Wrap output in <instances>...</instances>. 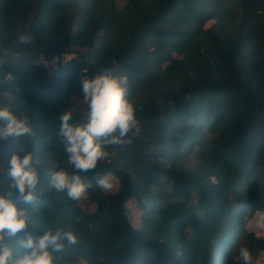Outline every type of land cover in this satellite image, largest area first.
Wrapping results in <instances>:
<instances>
[{
  "label": "trees",
  "instance_id": "trees-1",
  "mask_svg": "<svg viewBox=\"0 0 264 264\" xmlns=\"http://www.w3.org/2000/svg\"><path fill=\"white\" fill-rule=\"evenodd\" d=\"M0 0V106L32 129L0 140V193L7 161L31 153L41 179L29 229L77 236L58 264H235L254 262L264 236V0ZM21 35L34 43L21 45ZM72 57L49 71L36 63ZM127 76L140 132L79 173L94 207L47 187L55 167L72 174L59 116H86L81 81L104 69ZM10 95L11 99L5 96ZM111 175L113 193L97 186ZM10 199L24 207L13 193ZM140 208L134 228L126 204Z\"/></svg>",
  "mask_w": 264,
  "mask_h": 264
},
{
  "label": "clouds",
  "instance_id": "clouds-1",
  "mask_svg": "<svg viewBox=\"0 0 264 264\" xmlns=\"http://www.w3.org/2000/svg\"><path fill=\"white\" fill-rule=\"evenodd\" d=\"M19 43L26 46L34 42L30 36L21 35ZM81 84L82 100L87 109L83 122L70 123L73 120L71 111L59 116L58 135L72 174L58 166L46 173L47 187L65 194L71 201H79L90 187L79 173L94 171L101 161L108 159L109 147L131 144L140 132L135 107L127 98V76L112 75L106 68ZM31 133L26 115L20 118L11 107L0 106V140H18ZM7 164L8 191L0 193V264H58V254L65 247L76 245L77 236L59 228L33 235L29 230L33 225V214L28 206L37 201L41 185L34 156L27 153L21 158L13 154ZM97 186L104 190L112 188L106 177L97 179ZM13 193L24 207L18 209L10 199ZM235 264L256 262L246 247H240Z\"/></svg>",
  "mask_w": 264,
  "mask_h": 264
},
{
  "label": "rangeland",
  "instance_id": "rangeland-1",
  "mask_svg": "<svg viewBox=\"0 0 264 264\" xmlns=\"http://www.w3.org/2000/svg\"><path fill=\"white\" fill-rule=\"evenodd\" d=\"M115 1H116L118 6H121L123 4L122 0H115ZM71 57H72V55H68V54L62 55L61 64L63 65L64 63L69 61V59ZM36 63L42 64L50 72L57 68V58L56 57H54L52 60L48 61L41 54L39 59L36 61ZM5 97L7 99H11L10 95H6ZM105 177L112 184V188L110 190H107V191L110 193H113L118 188V182L111 175H107ZM78 205L86 213L91 212L94 209V207L87 201L86 195L78 201ZM126 215H127L128 220L130 221L131 225L134 228H139L141 211H140L139 206L134 201L127 202V204H126ZM246 220H247V222H246L245 226L247 228V231L260 232L261 235L264 236V228L263 229L261 228L260 218L251 217V218H247ZM76 264H85V262L82 259H79V261ZM257 264H264V254H260V256L257 258Z\"/></svg>",
  "mask_w": 264,
  "mask_h": 264
},
{
  "label": "built area",
  "instance_id": "built-area-1",
  "mask_svg": "<svg viewBox=\"0 0 264 264\" xmlns=\"http://www.w3.org/2000/svg\"><path fill=\"white\" fill-rule=\"evenodd\" d=\"M62 55H67V54H62ZM62 55H60V57L55 56L57 58V61L62 60Z\"/></svg>",
  "mask_w": 264,
  "mask_h": 264
}]
</instances>
